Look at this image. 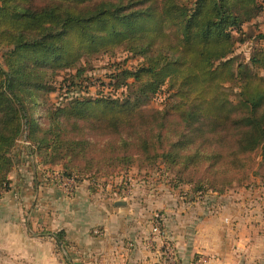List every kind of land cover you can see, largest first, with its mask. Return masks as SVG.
I'll use <instances>...</instances> for the list:
<instances>
[{"label":"trees","instance_id":"obj_1","mask_svg":"<svg viewBox=\"0 0 264 264\" xmlns=\"http://www.w3.org/2000/svg\"><path fill=\"white\" fill-rule=\"evenodd\" d=\"M261 11L259 0H0V192L22 137L18 158L59 165L60 177L91 192L99 176L134 166L162 165L191 199L246 186L253 166L260 177L264 33L247 36L244 26ZM251 38L258 47L239 61L236 45ZM116 50L141 60L111 75L122 98L47 105L59 74L81 77L82 60ZM163 87L172 102L147 108ZM46 235L72 264L65 232Z\"/></svg>","mask_w":264,"mask_h":264},{"label":"crops","instance_id":"obj_2","mask_svg":"<svg viewBox=\"0 0 264 264\" xmlns=\"http://www.w3.org/2000/svg\"><path fill=\"white\" fill-rule=\"evenodd\" d=\"M32 169L31 180L11 181L0 194V264H65L46 235L61 230L72 264H160L159 241L150 236L156 213L176 264H264V236L236 222L243 214L234 207L206 208L187 190L166 192L145 181L126 191V179L104 185L105 193L83 181L65 194Z\"/></svg>","mask_w":264,"mask_h":264},{"label":"rangeland","instance_id":"obj_3","mask_svg":"<svg viewBox=\"0 0 264 264\" xmlns=\"http://www.w3.org/2000/svg\"><path fill=\"white\" fill-rule=\"evenodd\" d=\"M259 3L262 5L261 13L256 19L244 26L247 36L253 37L258 33H264V0H259ZM256 47H258L256 42L252 38L248 39L244 44L236 45L234 55L238 57L239 61L247 62L253 49ZM1 53L2 51L0 50V55ZM140 61L139 58L126 54L122 50H116L109 55L100 54L84 59L78 65L80 69H83L82 76L75 78L72 77L73 79L70 81L69 74H59L60 76L56 77L54 83L55 89L53 92L43 94L45 102H47V105L49 106H57L64 104L66 101L65 99L70 98H122L123 96L120 94L121 91L113 92L112 87L108 84L111 75L116 73L117 69L120 68L129 70L134 69L140 64ZM70 75L73 76L74 71L71 72ZM71 82H73V84ZM236 92L237 89L234 88L233 94ZM171 94V90H168L167 87H163L160 92L146 104L147 108L165 109L172 102V98H170ZM33 114H37V112L34 111ZM28 144L29 143L25 138L22 137L17 142V145L12 152L13 166L7 176L10 183L11 181H19L21 183L20 186H23L24 182L33 178L32 167H34L38 173V178L40 176L44 177V183H51L56 187H59L60 190L65 192V194H69V191L71 190V193L73 194L76 187L74 184L75 181L73 179L60 177L58 175L60 170L59 165L44 166L39 164V158L35 156L33 158H27L25 155L19 158L17 157L19 149L21 151L23 145ZM253 156V163H259V155ZM256 168L257 166H253L251 171L247 174L248 178L245 180L244 184L246 186L240 187L239 185H233L231 188H226L223 190V194H221L223 195L222 198H217L219 195L216 193L208 192L205 195L198 196V201L203 203V207L210 209H216L217 207H234L235 209L240 210L243 215H240L236 222H241L242 224L249 223L251 229H253V235L264 236V178L262 177L264 175V170L259 171L260 177L253 176L252 172ZM160 170L163 172L162 165L155 167L145 166L143 169H138L134 166L126 171H118L112 175V177L99 176L96 191L99 192L102 190V193H105V189L102 188L104 185L108 184V186L112 188V185L110 184L111 181L114 183H120L119 181H122V179L123 181L126 179V182H128L125 186L126 191H132L133 186L131 187L130 183L133 181H135V183L138 181L149 182L150 185L158 187L166 192L175 191L180 194L186 190L187 192L190 190L187 186H181V188L173 190L170 179H174V172L168 171L162 175ZM115 178H117V180ZM9 186L12 189V183ZM2 192H0V194H2ZM199 197H201V199H199ZM233 197H235L234 200H232ZM16 201L20 202L21 200L18 197ZM25 213L28 214V212ZM243 232H247V229Z\"/></svg>","mask_w":264,"mask_h":264},{"label":"built area","instance_id":"obj_4","mask_svg":"<svg viewBox=\"0 0 264 264\" xmlns=\"http://www.w3.org/2000/svg\"><path fill=\"white\" fill-rule=\"evenodd\" d=\"M70 193L71 190L69 191V194ZM150 236L157 238L159 241L157 251L161 263L176 264L177 260L175 249L168 239L166 233L163 231L161 226V218L157 213L152 216Z\"/></svg>","mask_w":264,"mask_h":264}]
</instances>
